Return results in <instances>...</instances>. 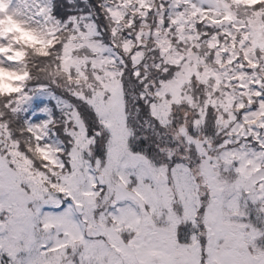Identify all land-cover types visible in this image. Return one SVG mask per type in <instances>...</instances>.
I'll return each mask as SVG.
<instances>
[{
    "label": "snow or ice",
    "instance_id": "1",
    "mask_svg": "<svg viewBox=\"0 0 264 264\" xmlns=\"http://www.w3.org/2000/svg\"><path fill=\"white\" fill-rule=\"evenodd\" d=\"M0 264H264V0H0Z\"/></svg>",
    "mask_w": 264,
    "mask_h": 264
}]
</instances>
